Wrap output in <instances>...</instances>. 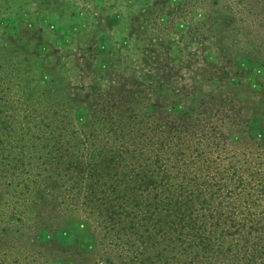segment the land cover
<instances>
[{
	"label": "rangeland",
	"instance_id": "obj_1",
	"mask_svg": "<svg viewBox=\"0 0 264 264\" xmlns=\"http://www.w3.org/2000/svg\"><path fill=\"white\" fill-rule=\"evenodd\" d=\"M21 59L57 72L55 93L39 107L71 113L70 123L94 119L86 132L104 117L135 115L147 138L155 130L176 146L194 136L224 164L213 166L221 174L229 162L237 175L244 159L264 169V0H0V63L17 74ZM14 174L0 175L16 183L27 164ZM7 188L0 264H136L100 236L90 240L79 215L34 212Z\"/></svg>",
	"mask_w": 264,
	"mask_h": 264
},
{
	"label": "trees",
	"instance_id": "obj_2",
	"mask_svg": "<svg viewBox=\"0 0 264 264\" xmlns=\"http://www.w3.org/2000/svg\"><path fill=\"white\" fill-rule=\"evenodd\" d=\"M18 61L17 74L0 63V161L11 164L1 161L0 174L16 177L25 162L28 175L16 183L0 175V198L10 187L16 205L79 215L90 240L100 236L136 264H264V169L244 159L237 175L229 162L221 174L214 168L224 164L194 136L176 146L155 130L147 138L135 115L104 117L86 132L94 119L70 123L71 113L39 107L55 93L57 72ZM40 166L52 177L30 178Z\"/></svg>",
	"mask_w": 264,
	"mask_h": 264
}]
</instances>
